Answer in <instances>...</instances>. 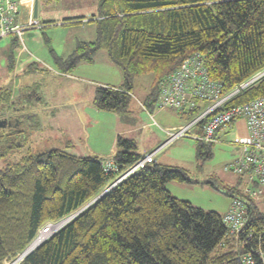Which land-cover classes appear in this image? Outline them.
<instances>
[{"label":"trees","instance_id":"trees-1","mask_svg":"<svg viewBox=\"0 0 264 264\" xmlns=\"http://www.w3.org/2000/svg\"><path fill=\"white\" fill-rule=\"evenodd\" d=\"M86 22L95 24V39L79 40L67 58L56 55L55 61L69 73L81 62H93L100 50L107 52L123 81L97 86L93 104L101 110L128 111L135 80L146 74L152 82L142 104L155 109L162 81L195 53L203 56L208 78L219 81L223 92L264 70V0H100L91 18H50L44 24ZM18 42L15 36L11 48ZM13 61L12 54L11 69ZM5 91L0 104L9 109L12 95ZM263 96L264 75L226 107ZM201 98L193 99V107L166 109L189 121L210 101ZM22 125L11 132L0 129V157L26 145L29 136ZM116 140L108 159L61 148L7 159L0 170V264L23 252L45 225L83 208L140 158L135 138L119 134ZM197 141L199 159L210 158L215 142ZM109 159L114 169L106 171ZM241 179L242 187L228 193L244 201L251 217L247 228L258 237L264 200L244 193ZM173 180L195 182L186 170L155 160L115 184L19 264H242L237 238L223 222L226 212L206 211L176 197L168 188Z\"/></svg>","mask_w":264,"mask_h":264},{"label":"rangeland","instance_id":"rangeland-1","mask_svg":"<svg viewBox=\"0 0 264 264\" xmlns=\"http://www.w3.org/2000/svg\"><path fill=\"white\" fill-rule=\"evenodd\" d=\"M99 5L100 0H41L36 19L39 23L28 27L15 47L16 68L10 67L11 40L14 37L0 38V91L6 92V87L3 86L8 84L11 92L13 88L14 94L21 97L23 102L12 104L10 101L9 109L2 108L3 104H0V112L3 110V115L8 117L13 113L14 107L19 106L16 110L21 111L24 124L21 127L29 136L26 145L19 148L20 151L0 157V170L9 157L28 156L53 148L65 149L79 157L99 156L108 159L115 152L118 133L135 138L138 143L137 151L144 154L166 141L167 134L162 127H177L187 122L172 109H143L140 101H145L150 90L152 75L149 74L135 80L133 99L128 111L115 113L93 107L91 102L98 85L120 86L123 81L121 68L108 59L105 50H100L93 62L78 64L69 72L71 78L56 63L55 56L67 58L76 49L79 40L95 39L96 26L93 22L69 26L44 24V21L78 16L91 18L98 13ZM46 36L49 38L48 42ZM24 64L31 67L28 72L19 70ZM29 93L35 94L30 96ZM70 102L72 105L69 107ZM82 106H85L84 113L78 111ZM20 124L21 122L19 127ZM158 136L162 140L153 146ZM235 136V133H228L215 142L212 156L205 160L198 157L199 142L194 137H181L164 145L156 160L186 170L195 180L193 183L170 181L168 187L172 193L206 211L213 210L220 214L227 212L232 201L228 190L242 187L241 177L226 169L240 150V146L232 142ZM67 144L70 146L67 147ZM29 147L32 152H28ZM67 222L62 220L45 225V228L39 230L38 237L33 240L30 248L36 247ZM17 257H14V261Z\"/></svg>","mask_w":264,"mask_h":264},{"label":"built area","instance_id":"built-area-1","mask_svg":"<svg viewBox=\"0 0 264 264\" xmlns=\"http://www.w3.org/2000/svg\"><path fill=\"white\" fill-rule=\"evenodd\" d=\"M26 5L30 6V13L28 18L23 19L21 18L22 3L18 0H0V38L8 36L22 38L23 32L28 27L38 23L32 16L33 0L26 2ZM263 75L264 70L240 82L231 90L223 92L219 81L208 78L202 55L195 53L187 57L178 69L162 81L156 106L185 109L193 107V99L196 97L209 99L208 105L184 124L177 127H162L167 134L166 141L156 149L141 154L140 158L129 165L107 187L111 189L123 178L154 162L164 145L188 136L206 143L218 142L224 138L227 129L232 127L233 121L242 118L246 121L247 133L237 135L232 140L234 144L240 146V152L226 169L244 178L246 185L241 189L244 193L255 200H264V96L242 105L226 107L230 100ZM142 106L148 110L143 104ZM105 169L106 171L114 169L112 159L105 162ZM250 220L244 201L234 196L227 212L223 215V222L230 234L237 238L242 264H264V222L260 226L258 237H255L254 229L247 228ZM242 233L245 235L242 236ZM25 256L23 251L18 257L16 256L15 261L12 258L4 264H19Z\"/></svg>","mask_w":264,"mask_h":264},{"label":"crops","instance_id":"crops-1","mask_svg":"<svg viewBox=\"0 0 264 264\" xmlns=\"http://www.w3.org/2000/svg\"><path fill=\"white\" fill-rule=\"evenodd\" d=\"M20 3H22V6H21V18H23V19H26V18H28V15H29V13H30V6L29 5H26V0H18ZM40 2H41V0H40ZM60 20V19H59ZM62 20V19H61ZM11 42H12V40H11ZM9 44H11V43H9ZM15 47L16 46H14L13 47V49H12V54H13V66H15L14 68H16V64H17V58H16V54L14 53V50H15ZM19 55H21L22 56V54H19ZM23 61H21V63H22ZM11 64V63H10ZM10 67H11V65H10ZM30 66H29V64H24V66H22L19 70L20 71H23V72H28L29 70H30ZM22 74V73H21ZM21 74H18V75H21ZM66 76L67 77H69V78H71V74L70 73H67L66 74ZM10 79H12V75H11V77H10ZM9 81H11V80H9ZM3 87H6V89H8V91H10L11 92V90H10V88H8V84H6L5 86H3ZM2 87V88H3ZM12 96H13V94H14V90H13V88H12ZM35 93L37 94V90L35 91ZM34 93V94H35ZM4 94V93H3ZM33 93H29V95L30 96H32V95H34ZM5 95V94H4ZM16 95L14 94V97H15ZM20 103V102H19ZM23 102H22V100H21V103L20 104H22ZM91 104H92V106L93 107H96L94 104H93V101L91 102ZM140 104L142 105V101H140ZM70 105H72V102H70L69 103V107H70ZM143 107V106H142ZM95 109V108H94ZM143 109H144V107H143ZM173 110V109H172ZM78 111L79 112H82V113H84L85 112V106H82L81 108H78ZM175 111V110H174ZM176 112V111H175ZM116 113V112H115ZM118 115H120V114H118ZM66 117H64V119H65ZM128 133H130V131H127ZM229 133L231 134H234L235 133V135L237 136V135H243V134H246L247 133V124H246V121L244 120V119H240V120H238L237 122H236V124L234 125V128H232L230 131H229ZM119 134H122V133H118L117 135H119ZM228 135V133L226 134V135H223V137H225V136H227ZM235 136V137H236ZM234 137V138H235ZM161 140H162V138L161 137H157L156 138V141H154V144H153V146H155V145H157V144H159L160 142H161ZM234 140V139H233ZM161 145V143L159 144V146ZM144 150V149H143ZM142 151V150H141ZM239 152H240V150L237 152L238 154H239ZM237 154V155H238ZM158 161V160H157ZM169 188V187H168ZM172 192V191H171Z\"/></svg>","mask_w":264,"mask_h":264},{"label":"water","instance_id":"water-1","mask_svg":"<svg viewBox=\"0 0 264 264\" xmlns=\"http://www.w3.org/2000/svg\"><path fill=\"white\" fill-rule=\"evenodd\" d=\"M39 7H40V0H33L32 16H33L34 19H37L38 18V15H39ZM7 122H8V120H6V119L0 120V127H5L7 125ZM108 190H109V187L105 188L95 198H93L91 201H89L83 208L79 209L75 213L69 215L68 217H66V218H64L62 220H67L69 222L71 219H73L75 216H77L80 212H82L84 209H86L91 204H93L96 200H98L100 197H102L105 193H107ZM62 220H60V221H62ZM45 240H46V238L43 241H45ZM41 243H39L38 245H36V247H38ZM31 245H32V243L25 249V251H24V254L25 255H27L29 252L33 251L36 248V247H34V248L31 249L30 248Z\"/></svg>","mask_w":264,"mask_h":264},{"label":"flooded vegetation","instance_id":"flooded-vegetation-1","mask_svg":"<svg viewBox=\"0 0 264 264\" xmlns=\"http://www.w3.org/2000/svg\"><path fill=\"white\" fill-rule=\"evenodd\" d=\"M20 99L22 100V98L21 97H19V96H15L12 100H11V103L13 104H18L19 103V101H20ZM21 103V102H20ZM3 107V106H2ZM19 108V106H15L14 107V111H13V113L10 115V116H8V117H6V116H4L3 115V113H4V111L2 110V112H0V117H5V119L6 120H8V122H7V125L5 126V127H0V129H10V128H17L18 126H19V123L22 121V115H21V111H17L16 109H18ZM0 120H3L2 118H0ZM9 123V124H8ZM8 132H11V131H8Z\"/></svg>","mask_w":264,"mask_h":264},{"label":"bare ground","instance_id":"bare-ground-1","mask_svg":"<svg viewBox=\"0 0 264 264\" xmlns=\"http://www.w3.org/2000/svg\"><path fill=\"white\" fill-rule=\"evenodd\" d=\"M63 226H64V225H63ZM61 228H62V227H61ZM42 241H43V240H42ZM42 241H41V242H42ZM41 242H40V243H41Z\"/></svg>","mask_w":264,"mask_h":264}]
</instances>
